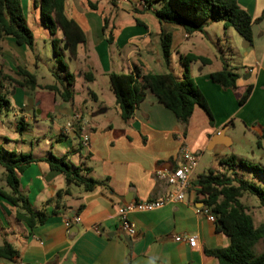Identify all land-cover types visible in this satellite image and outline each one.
Segmentation results:
<instances>
[{"label":"crops","instance_id":"crops-1","mask_svg":"<svg viewBox=\"0 0 264 264\" xmlns=\"http://www.w3.org/2000/svg\"><path fill=\"white\" fill-rule=\"evenodd\" d=\"M20 1L24 15L29 13L27 10L30 5L33 10L39 7V2L35 4L34 0ZM70 1L65 0V15L68 19H71L74 7V3ZM83 1L85 4L83 2L82 8L79 7L82 12L87 6L86 1ZM127 1L129 3L126 4L131 6L125 12L133 16L134 22L139 21L134 17L141 15L152 16L157 22L159 53L156 59L152 57V44L143 41L141 28L146 29L145 35L151 34L143 22L139 21L134 30L122 33L117 38L112 34V30L117 28L115 19L119 17L118 12L124 3L115 5L113 9L108 7L106 0L90 1L98 3L97 10L91 12L102 9L103 13H109L112 44H108L109 35L102 30L100 20L94 22L89 15V31L84 32L85 43L77 46L75 58L71 59L67 51L62 53L73 64L67 66L69 74L74 77L73 85L69 88L73 94L72 100L63 102L57 94L51 92V106L45 107L46 103L39 97H35L32 105L28 106L32 92L21 89H16L8 99V110L14 112L16 124L22 122L24 128L34 119L35 110H38L39 115L48 112L47 119L58 151L55 156L64 157L71 166L85 170L82 172L84 177L100 181L103 185L90 192H85L81 187L67 188L63 176L50 171L45 162L31 164L20 175V191L31 208L36 212H43L47 219L42 225L30 229L16 222V209L0 198V209L6 218L15 220L19 225L18 231L12 232L10 236L11 242L10 238L7 240L4 236L0 237V245L3 242L11 244L18 252V258L13 262L0 259V264H16L17 261L24 264H219L207 252L223 250L229 246V239L216 231L215 222H210L200 212L202 204L199 203L197 190L187 192L182 202L169 203L148 213L129 214L127 219L136 230L135 236H128L119 230L116 210L129 202L160 200L172 192L174 188L157 179L155 173L175 169L179 164L182 148L185 147L198 156L205 150L230 147L232 141L226 131L233 119L241 120L246 127L260 133L264 124V0H236L237 5L253 21L252 45L243 56L251 58L254 68L244 69L243 79L239 83V74L226 64L238 75L235 90H223L210 81L209 75L220 71L223 62L210 70L211 60L198 51H202L197 44L202 42L206 34L204 29L201 33L187 36L179 27L160 25L152 12L143 11L134 15L132 5L136 6L140 0ZM162 29L165 33H171L170 51L173 49L179 55L180 63L186 55L209 60L207 65H202L198 70L196 68L200 62L189 64L187 72L206 99L213 124L195 107L187 124L183 126L150 92H147L130 120H121L110 90L108 75L129 74L134 67L142 74H162L152 72L149 67L150 63L160 65L162 62ZM50 38L51 43L52 37ZM55 39L63 40L60 32L56 33ZM1 48V72L11 76L20 67L33 74L38 85L34 91H47L43 87L55 83L54 73L61 77L67 73V69L59 72L54 68L48 74H43L48 78L45 80L37 72L40 58L33 53V49L18 46L11 38H5ZM112 58L115 59L114 62ZM121 59L125 66L118 65ZM96 73L103 77V83L99 82ZM172 73L182 79L184 70H180V76ZM88 75L93 77L91 82L85 80ZM248 85L253 86L251 95L243 106H239L237 99ZM87 98L94 104L90 108L86 106ZM111 111L119 117V121L101 119ZM2 123L0 114V125ZM68 125L71 126L70 129H67ZM218 132H221L220 136L213 138ZM84 135L87 136L86 144L82 142ZM6 151L14 152L13 148ZM48 154L49 152L32 156L42 159ZM195 170L190 179L196 185L197 177L193 178ZM65 189L69 193L59 200L57 206L45 204L58 191ZM74 215L79 218V223L66 228L65 220ZM176 236H195L196 247L190 248L186 242L175 241Z\"/></svg>","mask_w":264,"mask_h":264},{"label":"trees","instance_id":"trees-1","mask_svg":"<svg viewBox=\"0 0 264 264\" xmlns=\"http://www.w3.org/2000/svg\"><path fill=\"white\" fill-rule=\"evenodd\" d=\"M85 1L90 10H97L96 3ZM37 2H39L42 24L52 37L51 45L55 57L60 55L57 49H60L62 44L66 45L69 57L75 58L77 46L85 43L86 37L79 25L66 17L65 0H34L35 4ZM143 11L152 12L160 25L181 28L187 36L203 32L207 21L218 22L222 24L224 30H234L242 40L249 43V46L252 45L253 21L237 5L236 0H140L136 6L132 5L134 15ZM106 21L105 19V25ZM135 23L139 24V21L136 20ZM104 28L106 26H103L102 30ZM57 32L61 33L62 41L55 39ZM5 38L13 39L18 46L29 49L33 47V34L26 25L20 0H0V57L1 43ZM171 40V33H165L162 29L160 50L167 69L170 68ZM107 42L112 44L111 33ZM193 62L207 65L209 60L194 55L184 56L181 59L184 68L182 79H178L170 71L162 74H142L137 67H134L133 72L129 74L110 73L108 82L121 120L124 122L130 120L147 92H150L183 126L187 124L195 107L206 115L210 124H213L206 99L187 72L188 65ZM59 66L58 71L63 72L61 64ZM0 74V114L10 108L5 84L11 85L13 90L18 88L28 92H33L38 87L36 77L20 67L14 72L15 77L3 75L1 70ZM53 77L55 83L43 89L57 94L63 102H70L73 94L69 88L73 85V75L61 77L58 73H54ZM209 79L223 90H235L238 75L223 64L220 71L209 75ZM85 80L91 82L92 75L85 76ZM252 88V85L246 86L237 99L239 106L246 103ZM17 127L23 129L24 125L19 122ZM77 127L80 128L78 124ZM258 139L264 140V124ZM38 162H45L50 171L62 175L67 188L81 187L85 192H90L103 185L100 181L84 177L82 172L85 170L69 165L64 157H56L49 153L45 158L36 159L31 154H16L0 147V168L3 169L4 182L8 189L7 192L0 189V198L16 209V222L30 229L42 225L47 216L43 212L34 211L22 195L20 175L31 164ZM219 164L222 168H226L225 172L210 170L197 176L196 185L194 182L200 198L199 203L210 208L215 216L216 231L229 239V246L226 249L210 250L207 254L217 259L219 264H264V251L260 254L255 253V246L260 241L264 243V227H255L251 215L240 201L244 195H249L256 198L264 209V190L254 183L237 177L235 172L237 168H247L261 174H264V171L258 166L238 161L234 156L221 159ZM68 193V189L58 191L45 204L57 206L59 200ZM17 258L18 252L11 244L3 242L0 245L1 260L13 262Z\"/></svg>","mask_w":264,"mask_h":264},{"label":"rangeland","instance_id":"rangeland-1","mask_svg":"<svg viewBox=\"0 0 264 264\" xmlns=\"http://www.w3.org/2000/svg\"><path fill=\"white\" fill-rule=\"evenodd\" d=\"M92 2L97 0H90ZM74 3V7L72 9V13L70 18L74 20L83 30V32L88 33L89 31V18L92 16L93 21L96 22L100 20L102 26H105L104 20L106 19V28H104V33L109 35L111 31V22H109V13L104 12L102 9H98L96 12H91V10L86 6L85 11L82 12L79 10L82 8L83 0L78 1H70V3ZM131 2H136V0H131ZM122 4L118 14L119 17L115 19L114 24L117 26L116 29L112 30V34L117 38L122 33L130 32V30H134L136 23L133 20L132 15H127L125 12L127 8L131 5L126 4L127 2H121L118 0H106V4L108 7H115V5ZM25 4V3H24ZM85 4V2H84ZM98 8V3H96ZM80 7V8H79ZM114 9V8H113ZM29 13H25V22L27 27L33 34V53L38 55L40 58V62L38 63L37 72L38 74H48V71L53 70L56 71L59 68V64L63 66L61 69L64 71L67 69V66H73L72 63H69L66 60L62 53L64 52L63 47L65 45L60 46V49H57V52H60L58 57H55L52 49V45L50 43V35L48 31L43 27L40 10L39 7L33 10V6H29ZM91 15V16H89ZM137 18L140 22H143L145 26L149 28L150 36L145 35L144 28L140 29L142 36H144L143 41L145 43H151L152 57L156 59L158 51L157 41L159 34V26L155 19L152 16L141 15L134 17ZM112 22L114 21V16L111 17ZM165 26V25H164ZM167 27V26H165ZM204 31L206 32L202 42L197 44L201 50V54H206V56L211 60V68H217L221 62L223 64H228L233 68V71H236L239 74V83H241L243 79V70L254 68L253 61L248 56L247 58L243 56V54L249 49L243 48V40L236 34V32L232 29L224 30L223 27L218 22L207 21L204 25ZM199 41V40H198ZM161 53V51H160ZM116 56V55H115ZM146 58V56H144ZM170 68L167 69L164 65V62L157 65L156 63H150L149 67L152 68V72L154 73H166V72H174L177 76H180V70H184L182 67L179 55L175 53L172 49L170 54ZM113 62L115 59H111ZM119 66H125V62L123 59L118 61ZM113 64V63H112ZM114 65V64H113ZM112 65V66H113ZM227 65V66H228ZM202 64H198L196 70H198ZM118 68V66H114ZM70 70L67 69L66 75H68ZM4 72H2L3 74ZM5 74V73H4ZM3 74V75H4ZM37 74V73H36ZM97 74V73H96ZM71 75V74H69ZM1 76V74H0ZM15 77L14 74L11 75ZM44 76V75H43ZM99 82L103 83L104 79L101 75L97 74ZM45 80H48L45 77ZM252 81V80H251ZM5 92L7 98H11L12 94H14L13 87L11 85L5 84ZM11 95V96H10ZM20 97V94H17ZM35 97H39V99L43 100L46 103L45 107H49L52 104L53 94L49 91H33L30 94L28 99V106L32 105V101ZM13 105V103H12ZM93 102L87 98L86 106L88 108L92 107ZM48 112H44V114L38 113V110H35L34 119L29 123V126L24 129H20L17 127L16 118L14 116V112L12 110L2 112V125H0V147L5 150H9L13 148V151L16 154L26 153V154H45L47 152L51 153L53 156L57 154L56 151V142L55 137L52 134V127L50 122L47 119ZM32 117V114H31ZM109 121H119V117L115 115L114 112H110L105 118H101ZM232 124L228 125V130L226 131V135L231 138L232 144L230 147H216L214 150H205L203 154H199L197 168L193 174V178H196L199 175H202L208 171L215 172H225V167L219 164L221 159H225L229 156H234L239 161L246 162L251 165L258 166L264 171V140L258 139L257 131L254 129H250L249 126L246 127L245 123H243L239 119H233ZM76 140L77 137H76ZM32 148V149H30ZM32 150V151H29ZM43 152V153H42ZM70 155V154H69ZM70 165V163H68ZM236 176L242 178L248 182L254 183L262 190H264V174L256 172L247 168H237ZM0 189L3 191H8L5 182H4V174L3 169L0 168ZM240 201L245 205L247 212L251 215L253 219V223L255 227H264V209L260 206L258 200L249 195H244ZM19 225L12 220L11 218L8 220L0 209V237L4 236L9 240L12 232H17ZM11 242V238L9 240ZM264 251V243L260 241L255 246V253L260 254Z\"/></svg>","mask_w":264,"mask_h":264},{"label":"built area","instance_id":"built-area-1","mask_svg":"<svg viewBox=\"0 0 264 264\" xmlns=\"http://www.w3.org/2000/svg\"><path fill=\"white\" fill-rule=\"evenodd\" d=\"M127 2V0H120ZM71 126L68 125L67 129ZM82 142L86 144L87 136L82 137ZM198 163L197 155L190 153L185 147L180 150V160L178 166L172 171H157L156 178L164 181L167 185L173 187V191L160 200L129 202L119 206L116 210V216L119 221V230L126 233L128 236H135L136 230L134 226L128 221L127 216L132 213H148L162 208L166 204L182 202L185 195L190 190H197L194 182L190 179L193 171L196 169ZM200 212L207 217L210 222H215V216L211 213L210 208L203 206ZM79 223V218L74 215L70 219H66L64 225L66 228L72 224ZM97 233L98 229L95 228ZM174 240L177 242H186L190 248L196 247L195 236H176ZM16 264H24L17 261Z\"/></svg>","mask_w":264,"mask_h":264},{"label":"water","instance_id":"water-1","mask_svg":"<svg viewBox=\"0 0 264 264\" xmlns=\"http://www.w3.org/2000/svg\"><path fill=\"white\" fill-rule=\"evenodd\" d=\"M248 47H249V43H248L247 41L243 40V48H244V49H247ZM63 50H64V51L67 50L66 45L63 47ZM26 110H28V109L26 108ZM220 134H221V132H218L213 138L219 137ZM196 184H197V183H196Z\"/></svg>","mask_w":264,"mask_h":264}]
</instances>
